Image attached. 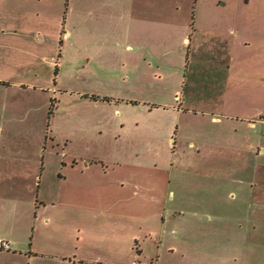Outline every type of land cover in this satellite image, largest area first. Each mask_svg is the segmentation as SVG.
Here are the masks:
<instances>
[{
  "label": "rangeland",
  "instance_id": "1",
  "mask_svg": "<svg viewBox=\"0 0 264 264\" xmlns=\"http://www.w3.org/2000/svg\"><path fill=\"white\" fill-rule=\"evenodd\" d=\"M84 2H54L56 7L60 3L65 29L72 32L61 44L58 39L46 37L38 38L37 44L44 51L57 53H36V65L23 72H11L7 62L0 64V75L45 87L0 88V154H5L3 159L0 155V176L8 174L4 168L7 164L12 171L10 180L25 179L26 167L33 166L34 160L39 163L44 158L47 166L39 187L40 182L33 179L31 185L23 180L13 187H3L8 197H0V224L5 219L7 227L0 225V233L13 242V247L22 245L31 252V264H145L154 262L158 239H163L165 248L181 242L187 255H181L180 250H163L159 262L153 264H213L210 253L204 254L205 248L199 244L227 237L197 228L217 220L209 215L185 214L169 221L165 209L170 202L160 196L159 201H152L140 194L139 188H151L155 181L166 184L171 177L167 169L174 162L178 168L172 188L176 190L177 177L188 179L184 167H195V162L201 161L205 166L196 178L238 183V188L232 186V193L243 198L244 212L255 214L261 223L264 196L260 202L254 199L262 186L256 189L250 185L256 172L237 166L239 156L225 147H214L212 153L189 148L185 151V144L178 139L173 153L168 136L175 133L178 121L177 94L182 92L186 74L185 41L177 40L174 30L150 53L122 51L117 43H108L103 34L105 22L87 15L82 8ZM162 46L166 49L159 48ZM59 48L62 55L58 54ZM51 83L54 85L49 87ZM259 128L261 146L264 123ZM256 154L254 161L259 156L264 162V156ZM69 156H77L79 166L60 170ZM91 157L102 160L85 167ZM107 160H121L123 164L115 169L108 166L106 171ZM182 162L185 166H180ZM250 187L253 205L248 206ZM11 190L21 193L24 199L10 200L14 195ZM223 194L229 195L230 191L225 188ZM37 195L45 201L39 207ZM180 205L198 207L197 203ZM200 205L203 210L214 209L209 203ZM1 210H5L3 217ZM253 237H261V232L253 231ZM199 259L205 262L199 263Z\"/></svg>",
  "mask_w": 264,
  "mask_h": 264
},
{
  "label": "crops",
  "instance_id": "2",
  "mask_svg": "<svg viewBox=\"0 0 264 264\" xmlns=\"http://www.w3.org/2000/svg\"><path fill=\"white\" fill-rule=\"evenodd\" d=\"M55 1L0 0V64L7 62L8 67L13 69L11 72H23L22 69L36 65V53H57L55 50L44 51L37 44L38 38L45 37L55 41L58 39L61 44L72 32L65 29V17L61 14L60 3L56 7ZM82 8L87 15L98 16L105 22L106 31L103 34L108 43L115 42L122 51L130 50V53H150L158 49L156 43L160 39H166L176 30L177 40L185 41L186 74L182 92L177 94L179 115L176 130L168 136L172 140L173 153L176 151L178 139L185 144V151L189 148L197 153H212L216 150L214 147L229 149L235 156H239L240 162L237 166L256 172V178L250 180V185L256 189L262 186L257 189L260 194L254 199L260 202L264 196V162L259 161L258 156H264V145L259 146L258 142V130L260 124L264 123V113L259 115L260 111L264 112V0H85ZM159 48L166 49L164 46ZM58 54L62 55L61 48ZM19 57L27 59L20 62L17 60ZM57 70L56 68V74ZM56 78L54 77V81ZM51 84L47 85H54ZM13 86L42 88L43 84L0 75V88ZM262 150L263 153L259 154ZM254 151L257 152L256 157L258 156L256 161L253 158ZM100 159L102 160L88 158L85 167L90 168ZM41 160L39 163L34 160L33 166L26 167L28 169L24 174L25 179L10 180L11 166L7 164L4 167L8 174L0 176L2 200L8 197L3 187H13L15 183L20 184L23 180L31 185V179L40 182L38 187L41 185L47 170L46 161L44 158ZM188 161L189 159L186 162ZM195 163V167L178 163L185 166L183 174L188 177L176 178L175 185L178 189L172 188L175 169L178 168L173 162L167 169L171 177L166 184L151 182L154 184L151 188H139V193L142 192L152 201H159L160 196L170 202L171 205L165 209L169 221L185 214L197 217L209 215L215 218L217 221L212 222L213 224L203 223L199 226L202 229L197 228L202 231L213 230L227 237L199 244L205 248L204 254L210 253L213 264H264V215L259 216L262 220L260 223L257 222L255 214L244 212L247 209L243 198L239 199L232 193V186L234 189L238 188V183H232L231 180L228 183L196 178L200 175L196 173L204 169L205 163ZM121 164V160H107L104 169H115L122 166ZM78 166V157L71 156L63 160L60 170L68 167L74 170ZM240 182L241 186L244 185L242 180ZM252 187L246 197L248 206L250 203L253 205V197L250 199ZM225 188L230 191L229 195L223 194ZM11 193L14 195L10 200L13 197L15 201L24 199L21 193L16 194L12 190ZM35 202L36 207L42 202L45 203L38 195ZM180 203H197L198 207L191 208ZM201 203H209L214 209L203 210ZM4 213L5 210H1L2 217ZM38 213L39 210H36L34 216L37 217ZM4 222L6 220L2 219L0 225L6 228ZM253 231H260L261 237H253ZM162 240L158 239V251L152 257L155 263L159 262L163 250L171 253L180 250L181 255H187L184 250L186 246L181 242L171 243L165 248ZM0 241L10 244V249L0 248V264H31V252L24 246L13 247V242L5 238L2 232ZM157 255L158 259L155 258ZM202 261L204 260L199 259V263Z\"/></svg>",
  "mask_w": 264,
  "mask_h": 264
},
{
  "label": "built area",
  "instance_id": "3",
  "mask_svg": "<svg viewBox=\"0 0 264 264\" xmlns=\"http://www.w3.org/2000/svg\"><path fill=\"white\" fill-rule=\"evenodd\" d=\"M0 248L10 249V244L6 241H0Z\"/></svg>",
  "mask_w": 264,
  "mask_h": 264
}]
</instances>
